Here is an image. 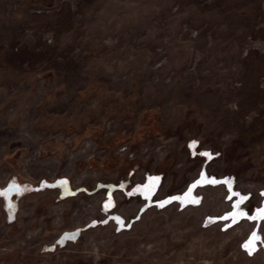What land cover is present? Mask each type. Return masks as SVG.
<instances>
[{
    "label": "rangeland",
    "instance_id": "rangeland-1",
    "mask_svg": "<svg viewBox=\"0 0 264 264\" xmlns=\"http://www.w3.org/2000/svg\"><path fill=\"white\" fill-rule=\"evenodd\" d=\"M2 192L0 264H264V0H0Z\"/></svg>",
    "mask_w": 264,
    "mask_h": 264
},
{
    "label": "snow or ice",
    "instance_id": "snow-or-ice-1",
    "mask_svg": "<svg viewBox=\"0 0 264 264\" xmlns=\"http://www.w3.org/2000/svg\"><path fill=\"white\" fill-rule=\"evenodd\" d=\"M189 147H190V148H193V147H195V145L192 144V145H189ZM199 155H200V156H206L207 154H205V153H199ZM206 179H208V183H210V184L215 185V184L217 183V181H216L214 178H206L205 173H204V172H201V173H200V178H199V180H197L194 184H192V185L189 187V189H188V193L191 194V192H192L195 188L201 186V182L204 181V180H206ZM224 183L227 184L226 181H225ZM9 191H11V187L9 188ZM236 195H239V194H236ZM261 195L264 196V193H262ZM2 196H7V192H2V193H0V197H2ZM246 199H247L246 197H240V198L237 200V202L233 204V206H232L233 209L240 210V205H241L242 203H244V201H245ZM192 202L195 203L196 201H192ZM163 206H164V204L161 203V204H160V207H163ZM107 207H108V206H107V204H106V205H105V209H107ZM254 212H255L254 215L247 216L246 213H244L242 210H240V211H239V214L242 215V216H244V217L247 218V219L252 220V221H256V220L258 219V217H259L260 220H264V206L255 209ZM236 214H237V213H234L233 216H235ZM229 218H230V217H223L222 219L227 220V219H229ZM258 239H259V237L257 236V233L254 232V233L252 234V240H250L248 244H245V245H244V248H245L246 251H248L249 255H251V254H252V251H253V249H251V248L249 247V244H251V243L253 242V240H258Z\"/></svg>",
    "mask_w": 264,
    "mask_h": 264
}]
</instances>
